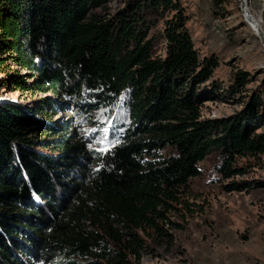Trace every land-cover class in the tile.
<instances>
[{
  "label": "trees",
  "instance_id": "trees-1",
  "mask_svg": "<svg viewBox=\"0 0 264 264\" xmlns=\"http://www.w3.org/2000/svg\"><path fill=\"white\" fill-rule=\"evenodd\" d=\"M111 1L0 0L2 86L44 96L0 105V264H142L149 241L197 211L191 183L208 159L223 192L262 186L243 179L263 167L261 95L205 118L219 62L200 57L179 0L96 13ZM250 82L238 71L227 93ZM72 105L77 126L51 121ZM92 125L115 145L92 150Z\"/></svg>",
  "mask_w": 264,
  "mask_h": 264
},
{
  "label": "rangeland",
  "instance_id": "rangeland-1",
  "mask_svg": "<svg viewBox=\"0 0 264 264\" xmlns=\"http://www.w3.org/2000/svg\"><path fill=\"white\" fill-rule=\"evenodd\" d=\"M135 0H112L96 11L101 16H114ZM144 1V0H141ZM251 16L264 29V0H244ZM188 17V28L195 48L202 59L214 58L219 66L207 84L219 83L216 95L204 103L205 118H227L240 112L253 93L264 100V44L241 9L240 0H179ZM12 71L26 76L19 68ZM243 71L251 80L242 96L232 97L227 88L233 75ZM6 75H0V105L38 106L44 96L27 97L25 93L3 88ZM26 79V78H25ZM31 97V98H30ZM76 107L57 113L51 121L68 119L78 124ZM93 126V125H92ZM81 127L83 136L91 137L90 148L105 152L119 135L109 129L102 131ZM93 130H96L93 132ZM42 139V137H38ZM263 167L254 168L244 180L262 183L248 192L225 193L216 182L213 160L201 164V177L191 183L197 205L194 213L176 217L182 229L173 230L171 238L149 241L142 264H264V157ZM91 261H85L89 264ZM62 260L49 264H61Z\"/></svg>",
  "mask_w": 264,
  "mask_h": 264
},
{
  "label": "bare ground",
  "instance_id": "bare-ground-1",
  "mask_svg": "<svg viewBox=\"0 0 264 264\" xmlns=\"http://www.w3.org/2000/svg\"><path fill=\"white\" fill-rule=\"evenodd\" d=\"M245 2V10H244V14H246L245 16V20H247L248 25L250 26V28L256 33L257 32V36L259 37V33H258V27L260 26L262 28V26L251 16V11L250 8L248 7V3L246 4ZM262 30L264 31V29L262 28Z\"/></svg>",
  "mask_w": 264,
  "mask_h": 264
},
{
  "label": "water",
  "instance_id": "water-1",
  "mask_svg": "<svg viewBox=\"0 0 264 264\" xmlns=\"http://www.w3.org/2000/svg\"><path fill=\"white\" fill-rule=\"evenodd\" d=\"M240 4H241V9L244 12L246 8L244 0H240ZM258 33H259V38L261 42L264 44V31L262 30L260 26L258 27Z\"/></svg>",
  "mask_w": 264,
  "mask_h": 264
}]
</instances>
